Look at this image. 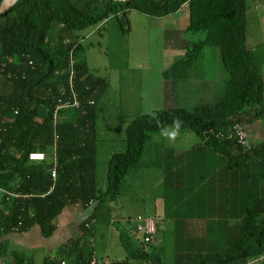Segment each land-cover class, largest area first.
Listing matches in <instances>:
<instances>
[{"label": "trees", "instance_id": "16d2710c", "mask_svg": "<svg viewBox=\"0 0 264 264\" xmlns=\"http://www.w3.org/2000/svg\"><path fill=\"white\" fill-rule=\"evenodd\" d=\"M183 7L189 12L188 32L203 34L204 39L189 42L184 56L164 73L171 81V95L174 98L180 87L188 89L189 84L205 80L200 71L208 48L219 50L228 73L223 91L217 99L203 98L192 106L132 118L125 130V148L108 159L107 188L102 191L97 102L109 82L90 70L80 34L96 28L100 33L111 19L127 33L124 25L131 12L163 18ZM246 16V0H19L0 15V188L12 193L7 197L13 199L9 214L0 215V237L31 224L41 223L51 231L56 215L66 205L76 204L89 211L82 234L47 264H89L94 255L105 264H135L128 257L98 256L94 228L109 223L110 202L141 161L147 141L172 128L204 139L226 157L230 171L242 172L248 187L257 189L248 196L245 217L238 228H231L223 247L177 264H244L263 256L264 141L249 142L244 148L235 136L236 125L246 130L264 122V43L248 48ZM71 82L81 107L56 112L59 102L69 99ZM31 152H41L45 159L31 161ZM141 241L143 246L152 244L142 236ZM255 264H264V258Z\"/></svg>", "mask_w": 264, "mask_h": 264}, {"label": "crops", "instance_id": "0c3cea01", "mask_svg": "<svg viewBox=\"0 0 264 264\" xmlns=\"http://www.w3.org/2000/svg\"><path fill=\"white\" fill-rule=\"evenodd\" d=\"M133 13L141 18L139 25L144 24L149 37L155 31L156 37L151 40V45L163 51L162 60H151L154 65L151 61L137 65H134L137 62L127 61L119 68L118 76L110 77L96 74L83 53L90 70L109 82L108 90L97 102L96 127L99 152L103 141L111 146L104 155L107 162L113 153L125 148V130L132 118L172 106H190L189 101L199 102L208 95L223 91V84H208L205 67L204 72L200 71L204 74V81L189 84L188 89L182 86L174 98L171 95V81L164 77V73L184 56L187 44L191 42L187 37V7L163 18ZM118 27L124 35L119 21ZM133 27L130 20L124 25L130 33ZM96 33L101 34L97 28L91 32ZM154 40L158 45H154ZM146 66L151 68L149 74L156 72L157 87L149 85L152 81L145 82L144 75L140 80L143 84L145 82L146 88L138 84V89L133 90V77L131 80L128 73ZM246 130L250 143L264 141L263 121L248 126ZM119 147L122 149L118 150ZM153 148H156L154 158L151 156ZM104 173V178L99 180L102 191L107 188V169ZM243 175L230 171L226 157L194 133L167 128L153 134L145 145L141 161L128 174L120 195L110 202L109 223L94 228L97 255L105 260L128 257L135 264H177L188 257L194 259L201 253L223 247L232 233L231 228H238L245 217L248 196L257 191L248 187ZM7 196L12 193L0 188V215L4 214V217L13 204V199L9 200ZM30 211L33 215V209ZM139 215L156 220L158 230L151 245L143 246L141 236L134 233L135 219ZM88 216V210L69 204L53 219L51 231L44 230L40 223L31 224L25 230L15 228L4 233L0 237V264H26L27 261L47 264L48 260L60 256L65 245L81 236L82 225ZM16 254L19 257L16 258Z\"/></svg>", "mask_w": 264, "mask_h": 264}, {"label": "rangeland", "instance_id": "374dc122", "mask_svg": "<svg viewBox=\"0 0 264 264\" xmlns=\"http://www.w3.org/2000/svg\"><path fill=\"white\" fill-rule=\"evenodd\" d=\"M264 2V1H263ZM247 7V34H248V48H255L256 46L264 43V3L262 0H246ZM138 17V18H137ZM130 22L133 24L132 33L127 32L124 35L118 27V21L116 19L109 20L105 29L101 31V34H91L94 31L88 30L80 34L84 36L85 43V56L88 58L90 65L94 68V72L101 76H118L119 68L126 65L127 61L137 64H146L153 60H162L163 51L156 46L155 48L151 45V40L155 38V31L153 36L149 37L148 29L144 24H140L141 18L135 13L131 12L128 16ZM139 19V20H138ZM80 37V38H81ZM191 41H199L204 39L203 34H191L188 32L187 36ZM85 45V44H84ZM154 45H158V42L154 40ZM151 64L154 63L151 61ZM200 65V62L198 63ZM207 69L206 80L209 85L214 83H220L228 79V73L223 67L220 58V52L216 48H208L205 50V57L202 59V71L204 68ZM151 71L149 67H140L137 71H131L128 75H131L133 90L138 89V84L145 87V82H151L149 85H156L157 80L155 79V71L153 74H149ZM145 75L146 81L141 83V77ZM199 77V76H198ZM200 77L198 78V80ZM140 80V82H139ZM155 81V82H153ZM148 84V83H147ZM157 87V85H156ZM148 90H146L147 93ZM221 92L218 91L213 95H208L204 100H213ZM217 99V98H216ZM195 102L189 101L188 104L192 106ZM195 105V104H194ZM106 131V130H105ZM107 133H113L112 131H106ZM106 132L102 134L106 135ZM169 138V135H168ZM119 147L118 150H121ZM111 150V146H108V142L105 140L101 144V151L99 152L100 158V169H99V180H102L105 176V170L107 166V159L104 155ZM156 148L152 149L151 156L154 158ZM104 160V162H103ZM149 160V157H148ZM105 169V170H104ZM102 170H104L102 172Z\"/></svg>", "mask_w": 264, "mask_h": 264}, {"label": "built area", "instance_id": "2783aa9c", "mask_svg": "<svg viewBox=\"0 0 264 264\" xmlns=\"http://www.w3.org/2000/svg\"><path fill=\"white\" fill-rule=\"evenodd\" d=\"M70 59V66L71 68L74 67L75 60L72 55L69 57ZM1 71L3 68L0 69ZM73 75H71V80H72ZM71 87V95L69 96V99L66 102H59L57 105V110L66 108V107H75V108H80L81 107V102L77 98V93L72 88V82L70 83ZM95 101L91 100L90 105H94ZM16 113V112H15ZM56 118V113L54 115ZM235 136L237 138V143L238 145L244 147V148H249V140H248V134L247 131L244 129V127L240 125H236L235 127ZM29 159L31 161H42L45 159V155L41 152H31L29 154ZM54 163H57V159L54 157ZM52 177H56V171L53 170L52 172ZM136 226L134 228V233L139 234L140 236L143 237L144 241L147 243H154L156 233H157V227H156V222L152 218H147L144 217L143 215H139L136 218ZM87 228H89V224L86 225ZM264 255L261 257H258L256 259L250 260L244 264H255L258 260L263 259ZM61 264H66L65 261H62ZM89 264H105L104 261H102L99 257L94 255L90 261Z\"/></svg>", "mask_w": 264, "mask_h": 264}, {"label": "water", "instance_id": "95a60500", "mask_svg": "<svg viewBox=\"0 0 264 264\" xmlns=\"http://www.w3.org/2000/svg\"><path fill=\"white\" fill-rule=\"evenodd\" d=\"M19 0H3L0 5V15L7 13ZM125 2L127 0H114Z\"/></svg>", "mask_w": 264, "mask_h": 264}]
</instances>
